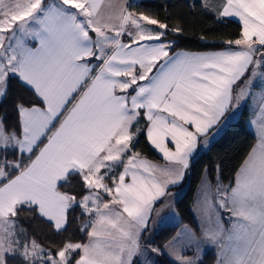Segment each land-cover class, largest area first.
I'll list each match as a JSON object with an SVG mask.
<instances>
[{
	"label": "snow or ice",
	"instance_id": "obj_1",
	"mask_svg": "<svg viewBox=\"0 0 264 264\" xmlns=\"http://www.w3.org/2000/svg\"><path fill=\"white\" fill-rule=\"evenodd\" d=\"M130 7L0 0V102L13 81L31 95L16 102L15 124L0 115V264H158L147 254L165 252L197 264L201 240L218 249L217 264H264V0L212 8L241 29L203 52L175 50L168 36H182L181 24ZM249 97L257 144L214 200L201 193L202 237L186 228L152 247L144 234L155 206L184 181L200 138ZM141 132L164 163L135 150ZM77 208L84 241L44 246L22 223L39 217L67 231ZM193 244L196 257L184 256Z\"/></svg>",
	"mask_w": 264,
	"mask_h": 264
},
{
	"label": "trees",
	"instance_id": "obj_2",
	"mask_svg": "<svg viewBox=\"0 0 264 264\" xmlns=\"http://www.w3.org/2000/svg\"><path fill=\"white\" fill-rule=\"evenodd\" d=\"M193 5H195L193 7ZM130 10L152 15L172 27L181 24L184 28L182 36L169 35V40H177V49L190 51H203L225 47L220 41L238 37L241 23L235 19L225 18L223 21L216 18L213 11L205 9L200 1L191 0H142L130 4ZM201 37H204L202 40ZM31 95L13 81L12 90L7 98L0 102V115L7 113L8 122L15 124L17 101L26 102ZM250 113L243 109L240 116L230 123L210 147L194 157L192 167L187 173V187L180 198L175 202V208L180 215V223L164 225L155 233L152 243L163 246L177 232L180 224L191 225L198 230V225L192 211L193 200L197 186L206 173L213 183L218 181L228 185L234 178L236 171L246 159L248 153L255 145L257 138L249 127ZM141 126H144L143 121ZM135 150L141 155L154 160L163 161L162 157L150 145L143 132H141ZM79 187V186H77ZM31 214L25 212V216ZM72 215L77 219L71 220L67 231L56 232L52 224L39 217L22 221L30 234L44 246L60 245L66 239L84 241V233L79 231L81 221L87 217L77 208ZM217 256L215 250H208L198 264H213ZM158 264H174L165 253L157 257Z\"/></svg>",
	"mask_w": 264,
	"mask_h": 264
},
{
	"label": "crops",
	"instance_id": "obj_3",
	"mask_svg": "<svg viewBox=\"0 0 264 264\" xmlns=\"http://www.w3.org/2000/svg\"><path fill=\"white\" fill-rule=\"evenodd\" d=\"M134 1H142V0H128L129 5L132 2H134ZM191 1H200V0H191ZM204 3H206L209 6L208 9L211 10L212 8L219 7L223 3V0H204ZM231 19H235V20H237L239 22V19L236 18V17H232ZM223 48L203 50V51L222 50ZM177 50H185V49H177ZM185 51H190V50H185ZM203 51H191V52H203ZM261 71H264V69H261ZM242 86H243L242 82H238L236 88H239V87H242ZM257 90H258V92L261 90L260 89V86H259V78H257V80L253 82V91L254 92H257ZM234 93H235V89H234ZM245 108L248 109L249 110V113H250V117H249V127L252 130V132L255 134V136H256V138L258 140L257 132H256V127L251 123V121L254 120V119H256V114L259 111V106H258V103L256 101H254L251 97H249L246 100V103H243L242 106L239 109H236V110L233 109V110H230L229 112H227L225 114V117L222 118L220 124L217 125V126H214L212 129H210L206 137H201L200 138V141H199V144H198V149H197V154L201 153L202 151L207 150L210 147V145L225 130V128L230 123H232L234 120H236L240 116L242 110L245 109ZM205 141H207L206 144H205ZM256 144H257V141H256L255 145ZM169 147H172V145L169 144ZM149 160H151V159H149ZM151 161L156 162V163H164V161H161V162L154 161V160H151ZM186 178H187V174L185 176L184 181L180 185H178L177 187H174V188H171L170 189V192L171 191H174V192H171L173 196H171V198L168 199V206H173L174 209H175V206L174 205H175L176 200L186 190V187H187V180H186ZM185 180H186V182H185ZM216 186H217V183L211 182V180L209 179L208 175L206 173H204L203 176H202V178H201V180H200V182H199V184H198V186H197V189H196V192H195V196H194V200H193V205H192V211H193V214L195 216V220L197 222V225L199 223L197 217L202 216V215H198V211H196L197 206H200V209L202 210V206L197 204V200L200 198L201 193L203 191H209V194L212 196V198L214 200L215 199L214 190H215ZM105 199H107V197H105ZM156 206H161V204L158 203ZM168 212H171V213L167 214L164 219L162 217L163 215L162 216H159L160 222H161L160 224L161 225H159L158 229L160 227L164 226V225H171V224H178V223H180V219L181 218H180V215H179L178 211L177 212H172L169 209ZM221 215L224 216L226 214L225 213H221ZM151 219L152 218L150 217L149 225L151 223ZM225 223L227 224V221H225ZM189 227H190L189 224H185V223L180 224V226H179V228H178L175 236L177 235V233H180L181 230L184 231L187 228V229L193 230V232H194V234H195L196 237H198V238H201L202 237V232H201V230H200L199 227H198V230L195 229V228H192V227L189 228ZM158 229H156L155 233L158 231ZM155 233L153 235H149L148 237H146V233H145L144 234V240L151 242V246L152 247H159V248H161L163 250V246H156V245H154L152 243V240H153V237H154ZM200 248H201V252H200V258H199L198 262L201 260L202 256L205 254L206 251H208V250H215L216 253H217V256H216V259L213 262V264H217V260H218V249H216L215 246L210 245V244H207V243L203 242V240H201ZM188 252H190L191 254L192 253L194 254V252H196L195 251V247H193V249L191 251L183 250L182 251V254L184 256H187ZM165 254L169 257V255H168L167 252H165ZM192 255H190V257ZM157 257L158 256H156V255H154L152 253H148L146 258L149 259V260L157 261ZM171 260H173V259H171ZM198 262H197V264H198Z\"/></svg>",
	"mask_w": 264,
	"mask_h": 264
},
{
	"label": "rangeland",
	"instance_id": "obj_4",
	"mask_svg": "<svg viewBox=\"0 0 264 264\" xmlns=\"http://www.w3.org/2000/svg\"><path fill=\"white\" fill-rule=\"evenodd\" d=\"M257 92H258V90H257ZM244 103H246V101L244 102ZM236 110V109H235ZM185 182H186V180H185ZM171 192H174V191H171ZM171 196H173V195H171ZM171 196L169 197V198H171ZM181 197V196H180ZM180 197H178V198H180ZM169 198H167V200L166 201H163L164 203V206L163 207H161V206H155V208L156 209H159V212H158V214L154 211L153 212V214H152V216H151V223H150V225H149V227H148V230H147V232H146V237H148L149 235H153L154 233H155V231H156V229H158V227H159V225H161L160 223V218H159V216H162L163 217V219L165 218V216L167 215V214H169V213H171V212H168L169 211V209L172 211V212H177L175 209H174V207L173 206H168V199ZM177 201V200H176ZM175 206V205H174ZM196 211H198V215H202V210L200 209V206H197V209H196ZM164 221V220H163ZM172 225V224H171ZM190 227H192L191 225H189ZM189 227V228H190ZM193 228V227H192ZM181 232H183L182 230L180 231V233ZM175 236V235H174ZM173 236V237H174ZM193 247H196L195 246V244H193L192 246H191V248L190 249H188V251H191L192 249H193ZM183 251V250H182ZM193 254V253H192ZM190 252H188V254H187V257H190V255H192ZM196 252H194V254L191 256V258H195L196 257Z\"/></svg>",
	"mask_w": 264,
	"mask_h": 264
}]
</instances>
